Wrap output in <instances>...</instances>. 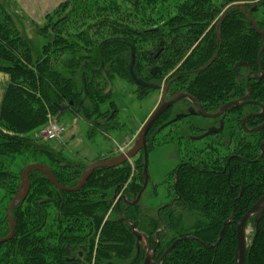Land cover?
<instances>
[{"label": "trees", "instance_id": "1", "mask_svg": "<svg viewBox=\"0 0 264 264\" xmlns=\"http://www.w3.org/2000/svg\"><path fill=\"white\" fill-rule=\"evenodd\" d=\"M3 2L0 72L10 84L0 113V187L12 198L22 171L33 163L48 166L59 184L77 186L86 164L69 161L62 149L30 134L58 120L66 106L75 117L99 121L103 105L112 99L106 92L110 81H133V55L135 74L148 82L147 73L137 68L163 47L154 63L161 66L162 78L178 67L187 75L194 71L187 91L211 105L222 88L235 83V64L257 66L263 45L252 20L264 28V0H68L47 15L45 25L36 26L47 43L35 58L17 25L18 15ZM261 58L264 67V52ZM186 78L175 85L181 87ZM21 156L28 162L19 169L15 160ZM143 164L140 156L132 164L95 170L85 187L72 193L60 192L32 171L29 194L13 212L15 235L0 245V250L7 247L0 264H142L145 253L136 256L137 239L122 216L149 237L157 259L176 243L163 264H235L237 225L264 196V164L236 162L231 176L213 173L203 163L196 168L184 164L171 174V179L178 176L180 197L173 207L160 211L122 201L118 209L119 195L133 201L139 194ZM232 216L220 243L209 248ZM250 225L254 234L246 264H264V214L257 231L253 221ZM9 233L8 217L0 213V238ZM68 246L72 256L83 253L80 262L66 260Z\"/></svg>", "mask_w": 264, "mask_h": 264}, {"label": "flooded vegetation", "instance_id": "2", "mask_svg": "<svg viewBox=\"0 0 264 264\" xmlns=\"http://www.w3.org/2000/svg\"><path fill=\"white\" fill-rule=\"evenodd\" d=\"M252 23H255V21L252 20ZM252 27L260 34L264 29L260 30L257 24H252ZM263 46L264 38L262 48ZM158 49H160V52L154 58V53ZM156 50L149 53V66L146 68V73L150 81L145 82L151 83L157 87V89L154 90L148 89L149 93L155 91L159 94L157 107L163 102L164 98L166 101H170L177 95L184 93L194 97L200 103L203 111L201 112L194 102L189 99L177 101L169 106L148 133L147 145L149 156L152 152H155L163 146L172 145L174 148L173 154L176 158V165L173 170L175 168L178 169L184 164L196 168L198 164H201L202 166L203 163L205 166L208 165L211 172L217 174L227 173L228 176H231V171L233 167L236 166V162H244L247 165H253L256 163L264 164V67L261 58L264 51L261 54L260 52L258 53L257 66H251L247 62H238L235 64L233 67L235 71V83L222 88L220 93L216 95L217 97L215 100L212 101L211 105L207 103L204 105L194 95L187 91V88L190 87L189 79H192V75L196 73L192 71L194 74L187 75V72H181L178 67L167 77L162 78L163 70L161 69V66L159 63H154L158 61V58L163 51V47H159ZM215 60L216 56L213 57L212 62ZM137 69L139 72L142 71L139 67ZM199 71L201 72L202 70ZM183 75L185 77L187 76V78L181 83V87L179 85L176 86L175 83ZM112 103L114 102L111 99L109 100V107H104L105 104L103 105L101 119L99 121H90L91 126H95L100 131L123 128L122 124L118 121L120 111L116 104ZM228 104L232 105L222 110ZM81 107L82 103L80 104V108ZM65 109H68V106H66ZM204 113L207 116L204 115ZM179 116L186 117L174 121ZM160 119H164L163 123L155 126ZM199 141L203 143L202 147H198L194 144ZM134 143L135 140L133 145ZM117 156L120 155H115L111 158ZM140 156L143 157L144 161L143 151H140L134 159ZM132 161L130 162L131 164ZM173 170L168 175V179L160 183H154L150 177L148 187L136 205L140 202L145 206L151 204L160 211L166 207H173L177 203V200L180 199L176 191L177 174L171 179ZM141 185L143 187L142 180ZM160 188L165 192L162 197H160ZM120 196L124 195L121 194L119 197ZM118 198L115 201L117 208L122 201L131 206H133L132 203L135 201H128L126 196L125 200L118 201ZM255 219V217L250 218L248 225H250L252 221L253 224H255ZM231 222H233V216L231 217ZM156 236L158 237V233ZM88 240H90V238ZM67 248L70 247L68 246ZM67 248L66 260L69 262L77 259V261L80 262L81 258H83V253L79 252L77 257L76 255L72 256L70 249L67 254ZM151 250L154 254L153 260L155 262L161 259L164 255L163 254L157 259L155 252L156 249L151 248ZM141 251H144L145 253L142 262L143 264L148 254L145 240L139 241L137 254H140ZM163 260L161 264H163Z\"/></svg>", "mask_w": 264, "mask_h": 264}, {"label": "rangeland", "instance_id": "3", "mask_svg": "<svg viewBox=\"0 0 264 264\" xmlns=\"http://www.w3.org/2000/svg\"><path fill=\"white\" fill-rule=\"evenodd\" d=\"M3 4L5 6L6 4L8 5V0H4ZM18 17L19 18L17 21V25L19 27V30L29 42L32 54L36 58L40 55L43 46L47 43V40L39 35L37 27L27 24L20 16ZM256 18L258 20L263 19L262 11L256 15ZM45 23L46 21L44 22V25ZM147 66H149V63H147V65L145 66L139 67L142 72H146ZM168 75H166V77ZM146 78H148V75ZM139 89L140 87H138L133 81L128 78H115L113 81H110L109 87L107 88L106 92L109 91V96H112V101L116 104L117 108L120 111L118 121L120 124H122L123 128L121 129L119 128L100 131L95 126L93 127L88 124L89 121H85L81 117H75L71 113L65 112L59 116V119L57 121L58 125L65 129L64 138L62 141H47L46 138L38 130L32 132L30 136L43 139L44 142H47L57 150L62 149L65 157L69 161L75 163H86V166L89 165L94 158H111L115 155L122 154L120 151H118L119 148L123 147V145L127 143V141H129L132 144L129 148L126 147L125 152H127L132 148L133 142L142 125L158 105L159 94L157 92L154 91L149 93L147 91L145 93V90L141 91ZM145 94H148L147 97L141 99L140 97L145 96ZM107 106L109 107V102L104 105V107ZM51 121L55 120L52 119ZM70 131L74 136L65 138V135ZM127 137L129 139H127ZM125 139L126 142L124 143ZM194 144L198 147L203 146V143L200 141L195 142ZM173 152V146L168 145L157 149L149 156V174L154 183H160L168 179V175L176 165V158ZM24 160L27 159L23 156L18 157L15 160L16 165L20 166L19 169L25 166L23 165ZM7 162H9V160L5 161L6 164ZM12 169L14 170L15 168L13 167ZM5 191L6 190L3 187H0V213L5 212L7 216L8 207L12 196H8ZM159 192L160 197L164 196L165 192L162 188L159 189ZM253 234L254 231L252 226L248 225L249 245L251 243ZM138 244L139 241H137L136 252ZM6 249L7 247L1 249L0 252ZM2 253L4 252H1L0 255ZM136 256H138V254H136Z\"/></svg>", "mask_w": 264, "mask_h": 264}, {"label": "water", "instance_id": "4", "mask_svg": "<svg viewBox=\"0 0 264 264\" xmlns=\"http://www.w3.org/2000/svg\"><path fill=\"white\" fill-rule=\"evenodd\" d=\"M257 8L255 7L252 12H256ZM253 25H255L256 23H252ZM263 38H264V29L261 32ZM264 51V46L260 51V54ZM160 49L156 50L154 53V58L159 54ZM151 56V55H150ZM134 65H135V55H133L132 57V61H131V65L129 67V72H130V76L133 79V81L136 83V85L147 88V89H157V87H155L153 84L151 83H147L145 81H143L142 79H140L134 72ZM86 88V85L84 83V89ZM183 99H189L191 101L194 102V104L201 110V112L203 111L201 108L200 103L192 96L188 95V94H179L176 97H174L172 100L170 101H166L165 98L163 99V102L152 112V114L147 118V120L144 122L143 126L141 127L139 133L136 136L135 139V143L133 145V147L125 154H122L120 156L114 157V158H110V159H106V160H101V161H97L95 163L89 164L85 167L84 172L81 174L79 180H78V184L76 187L70 188V187H65L61 184H59V182L57 181L55 175L53 174V172L51 171V169L46 166V165H42V164H37V163H33V164H29L21 173V182L18 188V192L17 194L11 199L10 203H9V207H8V213H7V217H8V223L10 226V233L8 236L4 237V238H0V245L6 242H9L13 239L15 232H16V225H15V219L13 216V212L14 210L21 204L23 203L28 194L29 191L31 189V182H30V173L32 171H37L42 173L47 180L53 185L55 186L60 192H67V193H72V192H78L81 189H83L87 183V181L89 180V178L91 177V175L93 174V172L95 170L98 169H103V168H116L119 166H122L124 164H126L127 162H131L140 151L144 152V165H143V187L142 190L140 191V193L138 194L137 198L135 199V201L132 203L133 206H135L139 200L142 197V194L144 193V191L146 190V188L148 187L149 184V179H150V174H149V153H148V145H147V136L149 131L151 130V128L153 127V125L155 124V122L160 118V116L167 110V108L169 106H171L173 103L183 100ZM232 104H236V103H232ZM232 104H228L226 105L222 110L226 109L228 106L232 105ZM61 113H65V108H62ZM204 115H206L204 113ZM207 116V115H206ZM217 116V115H216ZM186 116H179L177 117V119H175L174 121H178L181 120L182 118H185ZM215 117V116H213ZM88 124H91V122L89 121ZM119 200H125V196H120L118 198ZM118 209H119V205H118ZM264 214V196L261 197L248 211L247 213L244 215V217L242 218V220L239 222V224L237 225V229H236V234H237V247H236V254H235V264H246V260H247V253H248V247H249V239H248V221L250 220V218L255 217V230L257 231L258 229V225L260 222L261 217ZM122 219L127 222L131 228H132V233L134 235V237L137 239V241H142L145 240L146 244H147V249H148V254L144 260L143 264H161L163 258L172 252V250L175 247V244L172 245L169 250H167L164 255L161 257V259H159L157 262H155L154 259V254L151 250V244H150V240L148 238V236L144 233H141L137 230V226L135 223H133L132 221L127 220L125 217L122 216ZM231 222V219L226 221L223 225L222 231L220 232L219 235V239L218 242L211 245L209 248H213L216 247L222 237H223V232L225 230V227ZM191 239H194L193 237H190ZM186 240L188 238H185ZM203 246L205 248H208L205 244H203ZM69 253V248H67V254Z\"/></svg>", "mask_w": 264, "mask_h": 264}, {"label": "crops", "instance_id": "5", "mask_svg": "<svg viewBox=\"0 0 264 264\" xmlns=\"http://www.w3.org/2000/svg\"><path fill=\"white\" fill-rule=\"evenodd\" d=\"M7 1V0H6ZM68 0H8L9 4L7 8L10 12L16 13L20 16L27 24L32 26L43 25L47 15L51 14L56 8ZM12 5V6H11ZM10 84V77L0 72V113L3 103V99L7 88ZM72 132H68L65 138L73 137ZM127 139H129L127 137ZM65 140V139H64ZM126 142V139L124 143ZM123 143V144H124ZM122 144V145H123ZM106 158H94L90 163H95L97 161L106 160ZM86 164V163H85Z\"/></svg>", "mask_w": 264, "mask_h": 264}, {"label": "built area", "instance_id": "6", "mask_svg": "<svg viewBox=\"0 0 264 264\" xmlns=\"http://www.w3.org/2000/svg\"><path fill=\"white\" fill-rule=\"evenodd\" d=\"M40 133L46 138V140L62 141L64 138L65 129L59 126L56 121H51L48 125L41 129ZM131 144V142L127 141V143H125L123 147L117 150L121 153H124L126 151V147L129 148Z\"/></svg>", "mask_w": 264, "mask_h": 264}]
</instances>
